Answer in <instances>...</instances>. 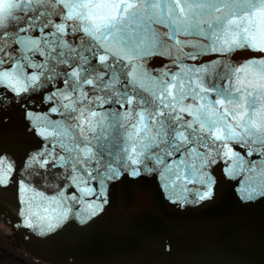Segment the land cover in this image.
<instances>
[{
    "label": "water",
    "instance_id": "water-1",
    "mask_svg": "<svg viewBox=\"0 0 264 264\" xmlns=\"http://www.w3.org/2000/svg\"><path fill=\"white\" fill-rule=\"evenodd\" d=\"M0 82L14 245L54 264H264V0H0Z\"/></svg>",
    "mask_w": 264,
    "mask_h": 264
},
{
    "label": "snow or ice",
    "instance_id": "snow-or-ice-1",
    "mask_svg": "<svg viewBox=\"0 0 264 264\" xmlns=\"http://www.w3.org/2000/svg\"><path fill=\"white\" fill-rule=\"evenodd\" d=\"M11 87L12 86L10 83L6 84L3 82H0V88L11 89ZM233 168L235 169V171L230 169L228 172L229 177H232V178H234L236 175H239V173L241 171V169L237 168L235 165H233ZM261 175H262L261 179H259L258 181H251V183H258L260 186L264 187V173H262ZM125 177H127V174H125ZM9 179H10V165L5 169L0 170V186H7V184L9 183ZM157 179H162V178L157 177ZM246 183H249V181H246ZM17 184H18L17 203L19 205L21 203V199H22L20 196V192L21 191H30V189H23L22 186H20L18 182H17ZM98 187H99V185L97 184L96 188H98ZM177 187L180 189L179 184L177 185ZM75 191H76V189L74 188L73 192H75ZM69 195H72V193H69ZM81 195L82 196L83 195H98V193H91L85 189V190L81 191ZM92 208H93L92 204L89 203L87 205L86 209L84 210V212L86 213V216L88 218L94 217L97 214L95 211L92 210ZM20 215L23 216V212H20ZM66 216H67V211L60 212L55 217H49L47 220H44L43 218H41L39 220V224H41V225L47 224L48 229L52 230L57 226L59 221ZM27 220H28V218L25 217L24 221H27ZM25 225L28 227L31 226L30 223H25Z\"/></svg>",
    "mask_w": 264,
    "mask_h": 264
},
{
    "label": "trees",
    "instance_id": "trees-1",
    "mask_svg": "<svg viewBox=\"0 0 264 264\" xmlns=\"http://www.w3.org/2000/svg\"><path fill=\"white\" fill-rule=\"evenodd\" d=\"M0 264H54L27 253L11 242L0 237Z\"/></svg>",
    "mask_w": 264,
    "mask_h": 264
},
{
    "label": "rangeland",
    "instance_id": "rangeland-1",
    "mask_svg": "<svg viewBox=\"0 0 264 264\" xmlns=\"http://www.w3.org/2000/svg\"><path fill=\"white\" fill-rule=\"evenodd\" d=\"M0 237L11 243H17L19 241L18 236H16L8 226H6L3 221L0 220Z\"/></svg>",
    "mask_w": 264,
    "mask_h": 264
}]
</instances>
